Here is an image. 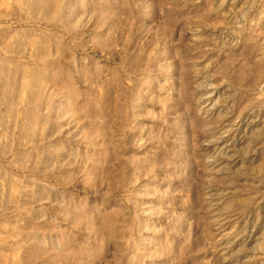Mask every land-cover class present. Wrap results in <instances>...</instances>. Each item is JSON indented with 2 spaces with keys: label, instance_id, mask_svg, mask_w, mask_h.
Returning a JSON list of instances; mask_svg holds the SVG:
<instances>
[{
  "label": "rangeland",
  "instance_id": "rangeland-1",
  "mask_svg": "<svg viewBox=\"0 0 264 264\" xmlns=\"http://www.w3.org/2000/svg\"><path fill=\"white\" fill-rule=\"evenodd\" d=\"M46 1L0 0V264H264V0Z\"/></svg>",
  "mask_w": 264,
  "mask_h": 264
},
{
  "label": "bare ground",
  "instance_id": "bare-ground-1",
  "mask_svg": "<svg viewBox=\"0 0 264 264\" xmlns=\"http://www.w3.org/2000/svg\"><path fill=\"white\" fill-rule=\"evenodd\" d=\"M43 1H44V0H43ZM37 4H38V2H37ZM42 4H43V3H42ZM40 6L42 7V5H40ZM59 9H60V7H59V4H58V0H49V1H46V4L43 5V9H42V11H43V13H44V15H45L46 17L51 15L53 18H55L56 16H58ZM37 12H38V11H37ZM51 16H50V17H51ZM39 42H41V41H39ZM42 43H43V42H42ZM44 44H45V43H44ZM39 45H40V44H39ZM46 45H47V44H46ZM42 48H44V47H42ZM42 50H43V49H42ZM42 50H41V54H42ZM43 52H45V51H43ZM46 52H47V51H46ZM37 53H39V52H37ZM39 54H40V53H39ZM39 54H38V56H39ZM44 56H46V55H44ZM40 57H41V56H40ZM32 70H33V71H36V69H35V70L32 69ZM39 71H40V70H39ZM41 71H42V70H41ZM21 73H22V72H21ZM30 73H32V72H30ZM33 73H34V72H33ZM40 74H41V73H40ZM42 74H43V73H42ZM34 75H35V74H33V76H34ZM21 76H22V75H21ZM27 76H28V75H27ZM35 76H36V75H35ZM23 78H24V77H23ZM26 78H28V77H26ZM2 79H4V78H2ZM39 79H40V78H38V80H39ZM0 80H1V77H0ZM23 80H25V78H24ZM34 80H35V79H34ZM42 80H44V79H42ZM45 80H46V79H45ZM3 81H5V79H4ZM3 81H2V82H3ZM14 81H15V79H14ZM20 81H21V80H20ZM31 81H33V80H31ZM5 82H6V81H5ZM7 82H8V81H7ZM11 82H12V81H11ZM11 82H10V84H11ZM36 82H38V84H39V81L36 80ZM42 82H43V81H42ZM44 82H45V81H44ZM44 82H43L44 85L42 84L43 86H45V84H46V83H44ZM0 83H1V82H0ZM23 83H25V82H23ZM31 83L34 85L33 82H30V83H29V86H28L29 89H30V87H33V89H35V87H37V86L34 87ZM5 84H6V83H5ZM20 84L22 85V83H20ZM7 85H8V84H7ZM15 85H16V84H15ZM21 85L19 86L20 88H21ZM1 86H2V85H1ZM3 86L5 87L6 85H3ZM13 86H14V85H13ZM13 86H11V87H13ZM40 86H41V85H39V87H40ZM7 87H9V86H7ZM16 87H17V86H16ZM16 87H15V88H16ZM22 87H24V86L22 85ZM20 88H19V89H20ZM40 88H41V87H40ZM42 88H44V87H42ZM4 89H5V88H4ZM23 89H24V88H23ZM25 89H27V86L25 87ZM33 89H31V92L36 90V89H35V90H33ZM37 89H38V88H37ZM44 89H45V88H44ZM13 90H14V89H13ZM14 91H16V90H14ZM28 91H29V90H28ZM39 91H40V90H39ZM44 91H45V90H44ZM18 92H19V91H18ZM20 92H21L20 94H22L23 91H20ZM36 92H37V91H36ZM41 93H43V91H42ZM30 94H31V93H30ZM4 95H6V97H7V94H5V92H4ZM4 95H3V96H4ZM25 95H27V94L25 93ZM28 95H29V93H28ZM28 95H27V96H28ZM38 95L41 96V94H38ZM10 96H12V94H11ZM17 96H19L18 93H17ZM30 96L33 97L32 95H30ZM30 96H29V97H30ZM45 96H46V94L44 95V97H45ZM12 97H13V96H12ZM15 97H16V96H15ZM44 97H43V98H44ZM46 97H47V96H46ZM54 97H55V96H54ZM33 98H34V97H33ZM37 98H38V97H37ZM39 98H40V99H39ZM39 98H38V99L41 100V97H39ZM43 98H42V99H43ZM47 98L49 99V97H47ZM1 99H2V98H1ZM25 99H26V103H27V99H28V98L25 97ZM2 100H3V99H2ZM34 100H35V99H34ZM52 100H53V99H52ZM3 101H4V100H3ZM30 101H31V100H28V102H30ZM32 101H33V99H32ZM41 101H42V100H41ZM44 101H45V100H44ZM50 101H51V100H50ZM4 102H5V101H4ZM15 102H16V101H15ZM51 102H52V101H51ZM8 103H9V102H8ZM8 103H7V104H8ZM10 103H11V102H10ZM23 103H25V102L23 101ZM36 103H37V102H36ZM36 103H35V104H36ZM1 104H2V103H1ZM33 104H34V103H33ZM27 105H28V104H27ZM29 106H30V105H29ZM12 107H13V106H12ZM12 107H11V108H12ZM31 107H32V106H31ZM28 108H29V107H28ZM34 108H35V107H34ZM4 109H5V108H4ZM9 109H10V108H9ZM25 110H26V107H25ZM2 111H3V110H2ZM28 111H29V109H28ZM30 111H31V110H30ZM30 111H29V113H30ZM37 112H38V111H37ZM0 114H1V113H0ZM30 114H32V112H31ZM36 114H37V113H36ZM28 116H29V115H28ZM28 116H27L26 118H28ZM0 117H2V116H0ZM39 118H40V116H39ZM1 119H2V118H1ZM29 119H31L30 116H29ZM36 119H37V118H36ZM27 120H28V119H27ZM38 120H39V119H38ZM0 121H2V120H0ZM29 122H30V121H29ZM34 122H35V121H34ZM34 124H35V123H34ZM34 124H32V126H33ZM26 126H27V125H26ZM28 126H29V125H28ZM32 126H31V127H32ZM29 128H30V127H29ZM27 129H28V128H27ZM30 130H31V129H30ZM42 241H43V240H42Z\"/></svg>",
  "mask_w": 264,
  "mask_h": 264
}]
</instances>
